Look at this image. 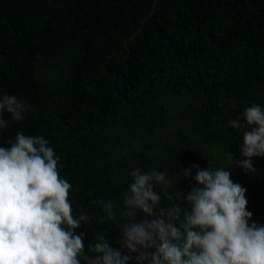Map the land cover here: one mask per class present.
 Segmentation results:
<instances>
[{
	"label": "trees",
	"instance_id": "trees-1",
	"mask_svg": "<svg viewBox=\"0 0 264 264\" xmlns=\"http://www.w3.org/2000/svg\"><path fill=\"white\" fill-rule=\"evenodd\" d=\"M152 6L0 0V95L28 106L22 121L4 113L0 146L17 132L50 141L73 214L89 217L75 234L93 257L99 235L120 247L133 169L166 173L173 200L157 186L159 208L178 204L182 216L187 193L201 187L184 169L225 168L247 190L251 221L264 225V156L252 158L255 172L239 168L247 128L229 125L264 106V0H157L143 24ZM94 200L111 201L116 220Z\"/></svg>",
	"mask_w": 264,
	"mask_h": 264
},
{
	"label": "clouds",
	"instance_id": "clouds-1",
	"mask_svg": "<svg viewBox=\"0 0 264 264\" xmlns=\"http://www.w3.org/2000/svg\"><path fill=\"white\" fill-rule=\"evenodd\" d=\"M28 106L8 94L0 95V131L8 126L3 116L22 121ZM243 121V123L241 122ZM234 129L246 127L236 161L245 173L255 172L253 157L264 156V106L251 104L241 119L229 121ZM43 136L17 132L9 147L0 146V264H81L84 234H75L86 214H73L69 199L72 185L60 176L59 157ZM197 185L186 195L185 209L170 204L159 208L160 186L165 198L172 181L166 173L133 169L123 193L120 247L99 235L94 264H264V225L251 221L246 189L231 179L225 168L201 169L192 165L183 176ZM116 220L111 201H93ZM137 210L145 217L135 220ZM179 221V223H177ZM119 249V250H118Z\"/></svg>",
	"mask_w": 264,
	"mask_h": 264
},
{
	"label": "water",
	"instance_id": "water-1",
	"mask_svg": "<svg viewBox=\"0 0 264 264\" xmlns=\"http://www.w3.org/2000/svg\"><path fill=\"white\" fill-rule=\"evenodd\" d=\"M156 6H157V0H153V6H152V9L150 11V13L143 19V24L145 23V20L150 17L156 10ZM134 38V35L130 38L132 39ZM136 255V254H135ZM135 255L132 256V259L130 261H134L135 260ZM81 258L86 261L88 264H94V257L89 255L87 252H83L82 255H81ZM129 261V262H130Z\"/></svg>",
	"mask_w": 264,
	"mask_h": 264
}]
</instances>
